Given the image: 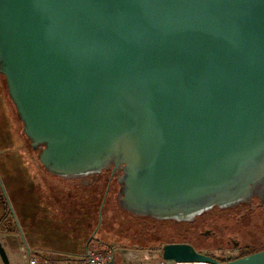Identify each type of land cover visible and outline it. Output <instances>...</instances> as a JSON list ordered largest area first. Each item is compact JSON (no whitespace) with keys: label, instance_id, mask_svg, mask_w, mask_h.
<instances>
[{"label":"water","instance_id":"water-1","mask_svg":"<svg viewBox=\"0 0 264 264\" xmlns=\"http://www.w3.org/2000/svg\"><path fill=\"white\" fill-rule=\"evenodd\" d=\"M0 73L40 164L109 181L119 164L136 210L191 220L264 174V0H0Z\"/></svg>","mask_w":264,"mask_h":264},{"label":"flooded vegetation","instance_id":"flooded-vegetation-1","mask_svg":"<svg viewBox=\"0 0 264 264\" xmlns=\"http://www.w3.org/2000/svg\"><path fill=\"white\" fill-rule=\"evenodd\" d=\"M38 148L39 146L34 149L31 146L24 147L21 152L34 172L39 208L53 211L54 215L60 217L58 230H62L67 223L79 227L85 220L90 222L91 230L86 242L89 245L114 247L116 258L136 259L148 256V252L156 249L160 251L164 244L169 243H189L216 259L222 257L203 249L212 244L220 253L226 252L228 245L235 249L243 246V252L253 248L250 247L252 239L243 233L247 224L264 219V174L254 180L239 199L213 204L191 220L159 218L150 211L131 208L122 199L121 165L115 166L110 181L109 171L103 168L84 175L59 177L40 164L37 158ZM115 160L111 156L107 164L113 168ZM221 220L223 224L219 222ZM242 220L245 224L239 227L238 222L241 223ZM90 223L87 225L90 226ZM14 229L11 224L2 227L0 223V232H8L10 235ZM26 232V239L34 234H41L37 225ZM12 237V242L17 241L15 236Z\"/></svg>","mask_w":264,"mask_h":264},{"label":"rangeland","instance_id":"rangeland-1","mask_svg":"<svg viewBox=\"0 0 264 264\" xmlns=\"http://www.w3.org/2000/svg\"><path fill=\"white\" fill-rule=\"evenodd\" d=\"M7 115L0 106V218L1 226L4 227L11 224L15 229L8 235V232H3L0 234V240L2 241V246L4 251L11 261V259H16L21 263L23 261L22 254L27 252V240L25 234L31 228H35V225L39 226L41 234H34L30 238L36 237L37 245L41 248H55L60 245L70 244L73 240L65 232L63 227L62 230H58L60 225V217L54 215L53 211H46L45 209H40L38 206V190L36 189L35 177L33 176V170L28 166L27 162L24 160L21 152V148L25 143L23 138H14V126L17 128V123L15 120H11L13 125L10 124L11 121L7 120ZM4 123V125H3ZM18 130V128H17ZM31 157H34L31 155ZM35 166V164H34ZM36 167V166H35ZM34 167V168H35ZM36 170V168H35ZM100 198V196L98 197ZM5 203V204H4ZM10 207V210L8 208ZM99 207V206H98ZM97 210V205L95 207ZM224 218V216H223ZM223 224V220L219 221ZM228 224V222H227ZM239 227L245 224L244 220L238 222ZM246 230L243 233L246 237L252 239L253 248H261L264 246V219L255 220L251 224H247ZM26 232V233H25ZM15 236L17 241L12 242L11 238ZM236 236V235H235ZM26 240V241H25ZM229 242V241H227ZM226 242V245H228ZM17 246L22 245V250L16 249ZM96 246L95 244H92ZM226 252L220 253L216 249L215 245L206 246L205 249L211 254H215L222 258L227 257H237L243 252L242 248H231L228 245ZM12 248L13 254L10 255V249ZM46 250V249H43ZM199 251V250H198ZM39 252H53V251H39ZM202 252V251H201ZM204 252V251H203ZM61 253V252H60ZM148 261L154 260L159 251L152 250L148 252ZM53 254V253H50ZM67 255H75L74 253ZM156 255V256H155ZM122 260L123 264H134L133 261L128 259L118 258ZM143 261H138L135 264H140Z\"/></svg>","mask_w":264,"mask_h":264},{"label":"built area","instance_id":"built-area-1","mask_svg":"<svg viewBox=\"0 0 264 264\" xmlns=\"http://www.w3.org/2000/svg\"><path fill=\"white\" fill-rule=\"evenodd\" d=\"M116 249L112 246L98 248L97 246L88 245L85 251L81 254H48L46 256L37 257L35 255H27L23 252V264H123L121 259L115 257ZM138 261H143L140 264H210L205 261L198 262H179L163 259L158 255L151 262L148 261V256H140L134 260L135 264Z\"/></svg>","mask_w":264,"mask_h":264},{"label":"crops","instance_id":"crops-1","mask_svg":"<svg viewBox=\"0 0 264 264\" xmlns=\"http://www.w3.org/2000/svg\"><path fill=\"white\" fill-rule=\"evenodd\" d=\"M92 221L93 220H91V222ZM87 222L88 221L85 220V222H83L79 227H73V225L70 223H67L64 226L65 232L67 234H69V236L73 240L72 242H69L72 245H69L67 243L65 245H60V246H57L55 248H41L39 245H37V242H39L37 240H39V239L34 237V238H30L29 240H27L28 246H27V252H25V253L29 252L31 255H35L37 257L46 256L50 253H58V254H66V253H68V254L74 253L75 254L76 253V254H81L86 249V237L88 236V233L91 230V223L88 222V223H90V226H88ZM0 234H4V233L0 232ZM0 242L2 243L1 240H0ZM10 247H14V248L16 247V249L18 248V250H22V245H19V247H17V246H10ZM43 249H46V250H43ZM10 251H11L10 255L13 254L12 248L10 249ZM39 251H53V252L47 253V252H39ZM38 253H42V255H40ZM9 263L10 264H23L24 259L21 263H19V261L16 259H11V261L9 260Z\"/></svg>","mask_w":264,"mask_h":264},{"label":"trees","instance_id":"trees-1","mask_svg":"<svg viewBox=\"0 0 264 264\" xmlns=\"http://www.w3.org/2000/svg\"><path fill=\"white\" fill-rule=\"evenodd\" d=\"M0 106L2 107V109L6 113V115L8 116L7 117V120L8 121L15 120V122L17 123L18 130H17L16 126L13 125L12 121L10 122V124L12 126H14V128H13V130H14V136L11 137L13 139L12 141H14V138H23L25 140V143L23 144L22 148L29 147L30 146V141L22 133V130H21L22 123L19 120V118L17 116V113H16V110H15V107H14L13 103L11 102V100H10V98L8 96L7 89H6L5 77L1 73H0ZM3 125H4V123H3ZM22 148H21V150H22ZM21 154L23 156V153H21ZM95 245L98 248L105 247V246H101V245H97V244H95ZM261 248H264V246L261 247ZM261 248H249L245 252H241L240 255H238V256H241V255H244V254L253 252V251L258 250V249H261ZM38 254L42 255V253H38ZM53 254H58V253H53ZM230 259H232V257L221 258L219 260L225 261V260H230Z\"/></svg>","mask_w":264,"mask_h":264}]
</instances>
